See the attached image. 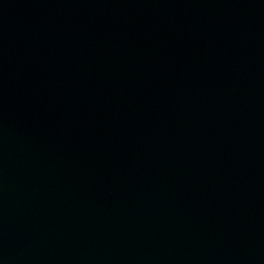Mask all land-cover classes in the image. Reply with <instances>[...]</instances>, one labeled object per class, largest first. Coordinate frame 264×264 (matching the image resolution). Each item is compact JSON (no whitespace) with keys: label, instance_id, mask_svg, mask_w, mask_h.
Instances as JSON below:
<instances>
[{"label":"water","instance_id":"water-1","mask_svg":"<svg viewBox=\"0 0 264 264\" xmlns=\"http://www.w3.org/2000/svg\"><path fill=\"white\" fill-rule=\"evenodd\" d=\"M0 264H264V0H0Z\"/></svg>","mask_w":264,"mask_h":264}]
</instances>
